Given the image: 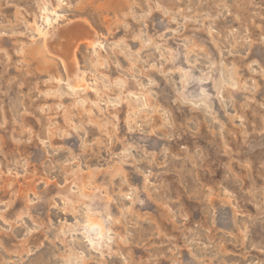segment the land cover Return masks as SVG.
<instances>
[{
  "label": "rangeland",
  "instance_id": "rangeland-1",
  "mask_svg": "<svg viewBox=\"0 0 264 264\" xmlns=\"http://www.w3.org/2000/svg\"><path fill=\"white\" fill-rule=\"evenodd\" d=\"M44 3L102 34L89 90ZM0 264H264V0H0Z\"/></svg>",
  "mask_w": 264,
  "mask_h": 264
},
{
  "label": "bare ground",
  "instance_id": "bare-ground-1",
  "mask_svg": "<svg viewBox=\"0 0 264 264\" xmlns=\"http://www.w3.org/2000/svg\"><path fill=\"white\" fill-rule=\"evenodd\" d=\"M55 12L48 9L44 3L40 8L41 14L38 15L42 20L41 25L32 23L36 39L39 41L34 54L43 62L58 63L63 77H56V81L63 82L72 94H78L91 88L86 72L80 66L79 53L86 49L92 54H98L103 48L104 38L86 18L67 20L59 24L58 19L62 16L56 15ZM91 211L84 214L86 216L83 226L85 225V229L90 233L91 242H96L103 239L105 225L103 220Z\"/></svg>",
  "mask_w": 264,
  "mask_h": 264
}]
</instances>
